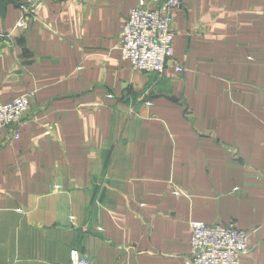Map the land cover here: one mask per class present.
I'll return each instance as SVG.
<instances>
[{
  "label": "crops",
  "instance_id": "obj_1",
  "mask_svg": "<svg viewBox=\"0 0 264 264\" xmlns=\"http://www.w3.org/2000/svg\"><path fill=\"white\" fill-rule=\"evenodd\" d=\"M138 1L5 0L0 104L31 106L0 129V264H184L190 221L264 264V0H178L160 76L120 55Z\"/></svg>",
  "mask_w": 264,
  "mask_h": 264
},
{
  "label": "built area",
  "instance_id": "obj_2",
  "mask_svg": "<svg viewBox=\"0 0 264 264\" xmlns=\"http://www.w3.org/2000/svg\"><path fill=\"white\" fill-rule=\"evenodd\" d=\"M178 6V0H164L153 6L139 0L129 10L119 34V50L132 70L160 76L171 61L176 72L183 71V66L172 58L173 11ZM25 21L20 19L16 26L24 27ZM4 37L6 34L0 33V39ZM30 106V93L0 104V129H10L16 139ZM189 225L190 253L184 264H240L242 255L248 251L250 233L239 229L234 222L219 225L190 221ZM69 256L70 264H95L77 249H71Z\"/></svg>",
  "mask_w": 264,
  "mask_h": 264
},
{
  "label": "water",
  "instance_id": "obj_3",
  "mask_svg": "<svg viewBox=\"0 0 264 264\" xmlns=\"http://www.w3.org/2000/svg\"><path fill=\"white\" fill-rule=\"evenodd\" d=\"M8 1L14 2V0H8ZM4 6H5V0H0V12L1 13H3Z\"/></svg>",
  "mask_w": 264,
  "mask_h": 264
}]
</instances>
